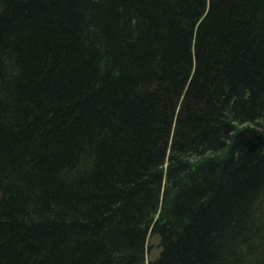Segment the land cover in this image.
Masks as SVG:
<instances>
[{"label": "trees", "instance_id": "obj_1", "mask_svg": "<svg viewBox=\"0 0 264 264\" xmlns=\"http://www.w3.org/2000/svg\"><path fill=\"white\" fill-rule=\"evenodd\" d=\"M0 264H264V0H0Z\"/></svg>", "mask_w": 264, "mask_h": 264}]
</instances>
